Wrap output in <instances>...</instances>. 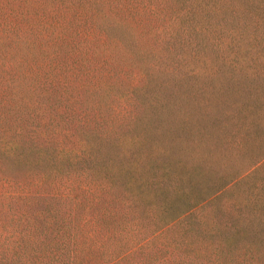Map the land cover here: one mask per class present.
<instances>
[{
  "label": "trees",
  "instance_id": "16d2710c",
  "mask_svg": "<svg viewBox=\"0 0 264 264\" xmlns=\"http://www.w3.org/2000/svg\"><path fill=\"white\" fill-rule=\"evenodd\" d=\"M263 11L264 0H0V264H264V180L231 219L208 217L231 184L206 188L202 126L157 94L176 67L163 50L205 49Z\"/></svg>",
  "mask_w": 264,
  "mask_h": 264
},
{
  "label": "rangeland",
  "instance_id": "374dc122",
  "mask_svg": "<svg viewBox=\"0 0 264 264\" xmlns=\"http://www.w3.org/2000/svg\"><path fill=\"white\" fill-rule=\"evenodd\" d=\"M250 22L234 24L239 35L228 29L208 40L205 49L193 38L191 54H184L177 43L171 52L162 51L164 63L172 61L176 67L161 77L157 94L162 103L176 108L173 113L186 112L189 124L202 126L210 158L194 153L206 173V188L231 184L205 212L219 220L231 219L238 204H248L253 178L264 180V11ZM129 78L133 85L143 82L136 71ZM135 106L133 100L118 104L122 112L113 122L118 131L127 129ZM165 117L170 120V114ZM240 176L244 178L232 183Z\"/></svg>",
  "mask_w": 264,
  "mask_h": 264
}]
</instances>
